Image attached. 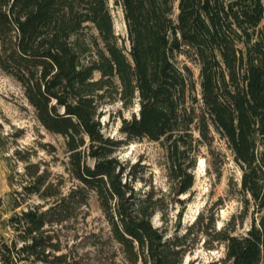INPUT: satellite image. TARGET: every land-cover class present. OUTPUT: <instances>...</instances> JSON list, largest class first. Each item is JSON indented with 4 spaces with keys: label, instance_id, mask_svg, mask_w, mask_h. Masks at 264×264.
Masks as SVG:
<instances>
[{
    "label": "trees",
    "instance_id": "obj_1",
    "mask_svg": "<svg viewBox=\"0 0 264 264\" xmlns=\"http://www.w3.org/2000/svg\"><path fill=\"white\" fill-rule=\"evenodd\" d=\"M115 3L128 47L118 42L107 0H0V71L20 85L39 124L63 138L78 184L55 196L38 176L10 195L11 236L0 241V264L50 262L57 247L46 228L73 217L89 193L131 263L180 264L189 231L167 236L152 225L153 191L139 192L137 165L113 154L130 141L160 142L180 196L194 183L186 160L210 148L214 135L239 164L257 215L244 235L221 233L226 260L264 263V0ZM135 100L137 113L121 121L123 138L105 137L102 105ZM32 195L55 200L21 209Z\"/></svg>",
    "mask_w": 264,
    "mask_h": 264
},
{
    "label": "rangeland",
    "instance_id": "obj_2",
    "mask_svg": "<svg viewBox=\"0 0 264 264\" xmlns=\"http://www.w3.org/2000/svg\"><path fill=\"white\" fill-rule=\"evenodd\" d=\"M107 1L118 42L128 47L122 10L115 0ZM178 62H184V58L178 57ZM189 65L197 78V67ZM137 110L136 100L126 108L119 102L103 104L100 109L103 135L122 139L119 130L122 119H129ZM113 156L129 166L137 165L134 173L139 182L135 188L139 192L153 191L156 211L151 223L154 227L167 236L189 231L186 253L180 264H229L221 233L232 231L242 236L257 215L253 201L241 190L242 170L223 139L214 135L210 148L201 146L195 158L186 160V164L194 163L190 169L194 183L180 196L175 195L167 151L160 142L130 141ZM87 163L92 166L93 160L88 159ZM38 176L45 178L42 189L49 187L55 196L66 195L78 186L68 171L63 138L48 133L39 124L20 85L0 71V241H8L11 236L6 225L12 214L8 205L10 195L35 183ZM53 200L54 196L40 199L32 195L26 198L21 209H45ZM46 230L57 247L50 251V262L46 264H133L113 239L93 193H89L87 203L73 217Z\"/></svg>",
    "mask_w": 264,
    "mask_h": 264
}]
</instances>
